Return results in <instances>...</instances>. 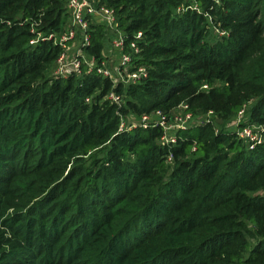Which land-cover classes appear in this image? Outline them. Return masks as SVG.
Returning <instances> with one entry per match:
<instances>
[{
    "label": "trees",
    "instance_id": "1",
    "mask_svg": "<svg viewBox=\"0 0 264 264\" xmlns=\"http://www.w3.org/2000/svg\"><path fill=\"white\" fill-rule=\"evenodd\" d=\"M95 1L142 32L147 77L49 75L67 0H0V264H264V141L213 120L165 145L160 126L119 131L183 102L229 119L254 101L264 125V0ZM107 33L91 24L98 63Z\"/></svg>",
    "mask_w": 264,
    "mask_h": 264
},
{
    "label": "built area",
    "instance_id": "2",
    "mask_svg": "<svg viewBox=\"0 0 264 264\" xmlns=\"http://www.w3.org/2000/svg\"><path fill=\"white\" fill-rule=\"evenodd\" d=\"M67 8L70 16L63 32L50 34L48 37L52 38L61 47V52L56 60V65H58L55 72L56 76L68 77L73 74L81 75L83 72L82 65H86L88 72L96 70L104 77L112 79L115 83L119 82L118 79H115L112 69L107 66L105 60L98 63L94 57L88 58L84 54L86 47L89 46L91 41L90 28L94 21L105 25L107 29L110 27L117 28L118 21L115 10L105 4L96 3L95 0H67ZM79 34L81 42L79 53L75 59L71 60L68 53L71 49V44L73 45ZM141 38L142 32H138L134 40L127 42L123 32H121L114 41L115 48L121 51V63L117 68V73L121 75L122 82L136 83L148 75L145 66L135 67L134 63L135 55L140 52L137 40ZM37 41L38 39H33L31 43H36ZM203 88H208V85H204ZM108 97L115 103H122V97L114 91H111ZM244 111L242 109L238 115L241 116ZM208 113L214 114L212 111ZM124 117H121L119 131L131 130L135 127L147 128L150 126H160L164 131V134L160 138V143L165 145L177 142L176 134L180 129L193 126L190 123L194 119V112L190 110L187 103L183 102L173 108L169 114L157 109L149 113H144L134 123L127 124ZM207 121H210V119ZM197 124L200 123H196L195 125ZM235 132L237 137L250 150L255 149L264 141V125L261 124L245 123L239 125ZM168 159L171 161L172 156L169 155Z\"/></svg>",
    "mask_w": 264,
    "mask_h": 264
},
{
    "label": "rangeland",
    "instance_id": "3",
    "mask_svg": "<svg viewBox=\"0 0 264 264\" xmlns=\"http://www.w3.org/2000/svg\"><path fill=\"white\" fill-rule=\"evenodd\" d=\"M194 7L196 5L194 4ZM108 33L106 35V40H105V46L103 50V56L104 59L107 63V66L112 69L115 79H118V81H122L121 75L117 73V68L120 66L121 63V51L120 49L115 48L114 46V41L115 39L119 36V34L122 32L121 28L117 25V28H108ZM217 34H223L221 31L216 30L215 28L212 29V36L216 37ZM81 46L80 42V34L77 36L76 40L74 41L73 45L71 44V49L69 51V56L70 59L73 60L78 56L79 53V48ZM84 54L89 58L91 56L88 55L86 51H84ZM58 68V65L56 63L52 66L51 71L49 75L57 77L55 72L56 69ZM127 83L126 81H124ZM220 83H218L219 85ZM254 101L248 102L244 104V113L240 115H236L234 117H231L229 119H223L219 118L218 116L212 114V113H194V119L190 123L192 125H195L196 123H201L204 121H207L208 119L213 120L216 124V127L218 129H223L226 131H236L239 125H243L245 123H250V109L253 105ZM127 121V124H130L131 122L134 123L138 121V117L134 114H129L124 117ZM33 202H31L32 204ZM12 211V210H11ZM249 227L253 228V225L250 224ZM249 241L251 242L252 245L255 243L254 237H250Z\"/></svg>",
    "mask_w": 264,
    "mask_h": 264
}]
</instances>
